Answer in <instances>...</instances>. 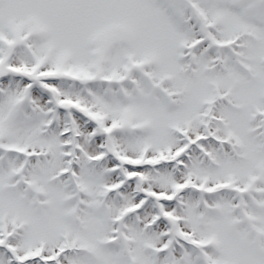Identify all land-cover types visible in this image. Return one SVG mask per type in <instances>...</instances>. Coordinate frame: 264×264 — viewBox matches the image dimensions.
I'll list each match as a JSON object with an SVG mask.
<instances>
[{
	"label": "snow or ice",
	"instance_id": "snow-or-ice-1",
	"mask_svg": "<svg viewBox=\"0 0 264 264\" xmlns=\"http://www.w3.org/2000/svg\"><path fill=\"white\" fill-rule=\"evenodd\" d=\"M0 264H264V0H0Z\"/></svg>",
	"mask_w": 264,
	"mask_h": 264
}]
</instances>
